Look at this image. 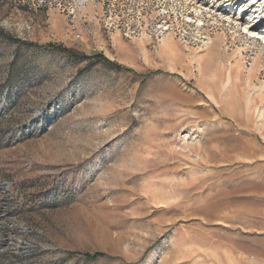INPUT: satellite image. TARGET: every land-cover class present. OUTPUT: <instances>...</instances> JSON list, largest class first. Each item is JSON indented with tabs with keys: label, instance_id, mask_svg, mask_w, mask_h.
I'll return each mask as SVG.
<instances>
[{
	"label": "rangeland",
	"instance_id": "rangeland-1",
	"mask_svg": "<svg viewBox=\"0 0 264 264\" xmlns=\"http://www.w3.org/2000/svg\"><path fill=\"white\" fill-rule=\"evenodd\" d=\"M190 6L0 0V264H264V44Z\"/></svg>",
	"mask_w": 264,
	"mask_h": 264
},
{
	"label": "bare ground",
	"instance_id": "bare-ground-1",
	"mask_svg": "<svg viewBox=\"0 0 264 264\" xmlns=\"http://www.w3.org/2000/svg\"><path fill=\"white\" fill-rule=\"evenodd\" d=\"M81 1H83V0H76V3H80ZM200 1L201 0H183L184 4H186V3L191 4V6H190L191 11L194 12V14H196V16H197L196 21H198L197 28H199V26H198L199 23H200V25L202 24V27H207L206 22L210 21V24H215L218 27H221L224 31V35H225V29L231 31V33H236V32H238V30H240L242 34L246 35L248 40L259 41L261 44L262 43L264 44V28H262V27H264V23L260 24V27H259V26H257L258 25V24H256L257 20L255 19L258 15L264 16V4L257 5V7L260 8L261 10L257 9L255 11H252L254 6L242 4V6L239 10L242 13V15H244V13H246V11H248L249 14L253 13V15H249V17H251L250 18L251 20H249V21H253V22H255V24H252L249 26V24H246V21H244L243 16L239 15L241 17H238V16H235V14L231 15V13H230L231 11L224 10L227 8L223 7V4L219 3L216 5L215 3H209L208 5H202L200 3ZM101 8H102L101 5L98 6V9H101ZM92 9H93L92 3L90 1H88V3L83 7V10H86L88 12H91ZM80 11H82V10H80ZM257 13H258V15H255ZM185 17L192 20V18L188 14H185ZM205 18H207L208 20ZM257 19H260V18H257ZM57 29L61 30L60 27H58ZM167 29H169V28H167ZM204 39L205 38H203L202 41H204ZM212 40L213 39L211 37H207V42L205 43V44H207V43L209 44V45H207V50H210L213 47L214 42ZM219 40H220L219 41L220 43L223 42L222 41L223 39L222 40L219 39ZM161 41H162L161 42L162 48L168 49V50L174 49L173 48L174 45L172 44V40L167 39V34L161 38ZM146 57H147V55H146ZM253 69H254V66L251 69L248 68V73H250V71H252ZM239 74H240V72H239ZM186 138H188V135Z\"/></svg>",
	"mask_w": 264,
	"mask_h": 264
},
{
	"label": "trees",
	"instance_id": "trees-1",
	"mask_svg": "<svg viewBox=\"0 0 264 264\" xmlns=\"http://www.w3.org/2000/svg\"><path fill=\"white\" fill-rule=\"evenodd\" d=\"M84 256H85L86 259H91L92 260V259H96V258L102 257V256H104V254L102 252H95V253H92V254L85 253Z\"/></svg>",
	"mask_w": 264,
	"mask_h": 264
}]
</instances>
